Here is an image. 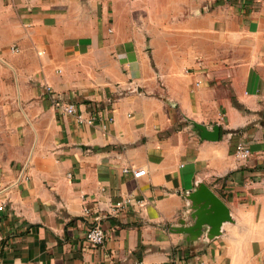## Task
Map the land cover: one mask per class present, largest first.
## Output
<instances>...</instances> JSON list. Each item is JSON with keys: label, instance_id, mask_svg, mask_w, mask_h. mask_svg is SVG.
<instances>
[{"label": "crops", "instance_id": "0c3cea01", "mask_svg": "<svg viewBox=\"0 0 264 264\" xmlns=\"http://www.w3.org/2000/svg\"><path fill=\"white\" fill-rule=\"evenodd\" d=\"M0 117V264H264V0H0ZM198 181L233 222L188 245Z\"/></svg>", "mask_w": 264, "mask_h": 264}, {"label": "water", "instance_id": "95a60500", "mask_svg": "<svg viewBox=\"0 0 264 264\" xmlns=\"http://www.w3.org/2000/svg\"><path fill=\"white\" fill-rule=\"evenodd\" d=\"M192 131L202 140L215 141L219 137V125L214 124L208 129L205 125L191 121ZM186 201V211L177 221L176 226H171L170 231L183 234L186 244L204 236L211 240L222 234V226L233 222L228 206L206 184L196 182L194 189L183 194Z\"/></svg>", "mask_w": 264, "mask_h": 264}, {"label": "built area", "instance_id": "2783aa9c", "mask_svg": "<svg viewBox=\"0 0 264 264\" xmlns=\"http://www.w3.org/2000/svg\"><path fill=\"white\" fill-rule=\"evenodd\" d=\"M14 51H17L16 48H13ZM45 93L48 95H53L51 86L46 85L44 86ZM52 106L55 110L58 112H61L63 114L70 115L75 119L76 122L79 124L85 123V124H92L94 122L93 116H84L83 112L77 108V106L74 103L71 102H63L60 99H57L56 97H52ZM234 157L238 160H245L250 156V150L249 148L243 143L238 142L234 147ZM124 173H131L133 177L137 178L139 176H142L145 173L144 169H138L133 170L129 169L128 167H125L122 169ZM126 201L128 200H122L119 202H116V207H121ZM1 209V206H0ZM84 213L89 214L90 211L86 207L84 208ZM95 221L92 222V224L86 229L85 232V239L91 246H98L101 245L104 242L105 233L103 231L102 226L98 223V218H94Z\"/></svg>", "mask_w": 264, "mask_h": 264}, {"label": "rangeland", "instance_id": "374dc122", "mask_svg": "<svg viewBox=\"0 0 264 264\" xmlns=\"http://www.w3.org/2000/svg\"><path fill=\"white\" fill-rule=\"evenodd\" d=\"M2 126H3L2 118L0 117V159L2 158L4 154V148L2 147V144H1L3 140V130H2L3 127Z\"/></svg>", "mask_w": 264, "mask_h": 264}]
</instances>
